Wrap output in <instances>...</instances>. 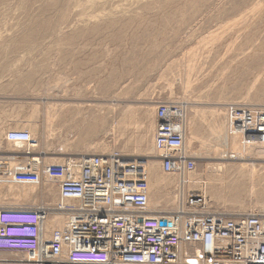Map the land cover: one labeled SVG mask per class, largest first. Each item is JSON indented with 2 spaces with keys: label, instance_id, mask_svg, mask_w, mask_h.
<instances>
[{
  "label": "rangeland",
  "instance_id": "obj_1",
  "mask_svg": "<svg viewBox=\"0 0 264 264\" xmlns=\"http://www.w3.org/2000/svg\"><path fill=\"white\" fill-rule=\"evenodd\" d=\"M162 104L182 113L194 181L246 182L236 200L225 190L221 199L209 194L208 206L264 213V192L251 190L264 185V148L248 146L241 160L217 156L228 140L245 145L230 132V106L264 110V0H0V162L11 171L0 177V199L19 198L0 207H53L59 189L44 177L47 165L111 153L122 156L116 182L142 184L150 196L149 176L158 177L159 190L173 183L166 201L180 179L162 173L154 150ZM10 131H34L38 148L23 155L6 141ZM155 199L153 210L177 207L157 208ZM0 264L33 263L0 253Z\"/></svg>",
  "mask_w": 264,
  "mask_h": 264
},
{
  "label": "built area",
  "instance_id": "obj_2",
  "mask_svg": "<svg viewBox=\"0 0 264 264\" xmlns=\"http://www.w3.org/2000/svg\"><path fill=\"white\" fill-rule=\"evenodd\" d=\"M182 118L170 104L155 113L161 171L180 179L175 209L153 210L145 193L118 184V153L66 159L43 169L59 189L55 206L0 207V253L33 264H264V213L229 215L212 210L198 192L185 193L197 162L188 156ZM227 119L231 133L264 148V110L234 105ZM6 141L27 155L34 149L28 131H10ZM10 173L0 162V177ZM53 216L63 217L59 229H47Z\"/></svg>",
  "mask_w": 264,
  "mask_h": 264
},
{
  "label": "bare ground",
  "instance_id": "obj_3",
  "mask_svg": "<svg viewBox=\"0 0 264 264\" xmlns=\"http://www.w3.org/2000/svg\"><path fill=\"white\" fill-rule=\"evenodd\" d=\"M263 91V90H262ZM29 133L31 134V136H32V139H33V135H34V131H29ZM217 133H218V131H217ZM234 135H236V136H239L242 140H243V143L245 144L244 145V147H243V145H241V146H239V147H234V146H232L231 144V142L229 143V140L228 141H226V142H224V147H222V149H219L218 150V153H217V156L219 157V158H222V159H225V157H229L228 156V152L230 151L231 152V154L232 153H238V152H240L239 154H237L238 156L240 155V160L241 159H244V158H249V157H251V156H249L248 155V145L246 144V142H245V139L242 137V136H240L239 134H236V133H234ZM34 141V140H33ZM247 145V146H246ZM101 146V145H100ZM242 147V148H241ZM247 147V148H246ZM33 150H35V149H37L38 148V145L35 143V141H34V146H33ZM189 149V148H188ZM247 149V150H246ZM256 149H258V150H261V149H263V148H260V147H257ZM246 151V152H245ZM188 152V151H187ZM206 155V154H205ZM189 156V155H188ZM233 156V155H232ZM249 156V157H248ZM17 159V158H16ZM16 159H14V160H16ZM9 160H13L12 158H9ZM13 160V161H14ZM29 160V159H28ZM27 160V161H28ZM249 160H251V159H249ZM231 161V160H230ZM234 161H236V160H234ZM253 161H254V159H253ZM20 163H22V161H20ZM31 166H32V168H33V170H37V169H39L40 168V165H41V161H40V159H38V158H35V159H31L30 160V163H29ZM17 165V164H16ZM121 165V164H120ZM48 166V165H47ZM14 167H16V166H14ZM149 167V166H148ZM241 167H243V166H241ZM244 168L245 167H243V170H244ZM263 169V168H262ZM240 170H241V168H240ZM214 171V170H213ZM258 171V170H257ZM262 171V170H261ZM260 171V172H261ZM259 172V173H260ZM213 173V172H212ZM252 174L256 177L258 174L256 173V171H255V166H252ZM259 176V178H260V180L262 179V177H261V175H258ZM264 176V175H263ZM117 175H116V171H115V181H117ZM187 184H186V188H188V191L189 192H198L199 194H200V196L202 195V197L205 199V201H206V203H207V198H208V195L210 194L211 196H212V198H217V199H221L222 197H224L225 196V194L223 193V191H225V190H229L230 192H228V194H229V197L231 196V197H233L235 200L237 199V198H239V194H241V192H244L245 190H247L248 189V187L246 186V182H245V180H244V178L243 177H241V181L240 182H238L236 185H232V186H228V187H224V186H222V187H217V186H215L214 184H212V183H210L209 181H198V182H196V181H194L192 178H191V175L189 174L188 176H187ZM254 178L253 177H251V180L252 181H255V180H253ZM160 179H158V177L157 178H155V176H152V175H150L149 176V183H150V185L152 186V187H154V193H152L153 195H150L149 196V194L147 195L148 196V200H149V203H150V199L151 198H153L154 197V199H155V201H156V204H155V207H157V208H159V207H163V208H169L170 207V205H174L175 203H177L178 201V194L177 193H173L174 195L172 196V197H170V198H168L166 201H162V198H164L163 197V195H162V190H163V192L165 193L166 192V190L168 189V188H170V186L173 184V183H168V184H166L164 187H163V189L161 190H159V188H158V185H160V181H159ZM212 181V180H211ZM224 181V180H223ZM258 181V180H257ZM141 182V181H140ZM118 184H119V182H117ZM263 182H261V184H259L258 183V185H254V186H252L251 187V190L253 191V192H261V191H263L264 192V185L262 184ZM179 184H180V182H179ZM142 184H138L136 187H130L129 188V190L131 191V192H140L139 191V188H141L140 186H141ZM168 188H167V187ZM124 187V186H123ZM150 187V186H149ZM128 188V187H127ZM151 189V188H150ZM153 190V189H152ZM169 191V190H168ZM173 191V190H172ZM232 192H237L236 193V195L234 194V193H232ZM171 194V193H170ZM169 195V192H166L165 193V195L164 196H168ZM188 196V202H187V206H191V203H190V199H189V197H190V195L188 194L187 195ZM227 196V195H226ZM228 197V198H229ZM5 198V197H4ZM234 199H231L230 198V200H234ZM153 201V200H152ZM151 201V202H152ZM0 202L1 203H5V202H11V203H18L19 202V198L18 199H0ZM20 202H24V203H26V202H28L26 199H24V200H21ZM170 204V205H169ZM261 204V203H260ZM62 223H63V217H61V216H53V217H51L49 220H48V222H47V229H49L50 228V226L52 227V228H54V229H59L61 226H62ZM12 255V254H11Z\"/></svg>",
  "mask_w": 264,
  "mask_h": 264
},
{
  "label": "water",
  "instance_id": "obj_4",
  "mask_svg": "<svg viewBox=\"0 0 264 264\" xmlns=\"http://www.w3.org/2000/svg\"><path fill=\"white\" fill-rule=\"evenodd\" d=\"M162 225H165V223H162Z\"/></svg>",
  "mask_w": 264,
  "mask_h": 264
},
{
  "label": "crops",
  "instance_id": "obj_5",
  "mask_svg": "<svg viewBox=\"0 0 264 264\" xmlns=\"http://www.w3.org/2000/svg\"><path fill=\"white\" fill-rule=\"evenodd\" d=\"M187 139V138H186ZM23 155H25V153H23Z\"/></svg>",
  "mask_w": 264,
  "mask_h": 264
}]
</instances>
